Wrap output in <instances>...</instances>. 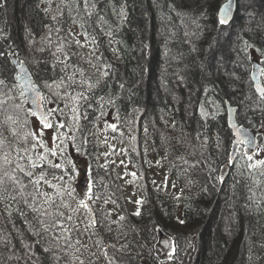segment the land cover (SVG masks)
Segmentation results:
<instances>
[{
  "label": "trees",
  "instance_id": "trees-1",
  "mask_svg": "<svg viewBox=\"0 0 264 264\" xmlns=\"http://www.w3.org/2000/svg\"><path fill=\"white\" fill-rule=\"evenodd\" d=\"M112 2L117 9L123 4L127 15L115 33L119 44L110 43L93 23L100 52L116 69L115 77L107 82L109 87L101 84L96 92L105 94L111 90L115 93L119 83H125V90L117 101L118 118L116 108L106 107V114L100 116L95 100L91 101L92 107L85 104L82 111L86 118H79V131L75 135L77 143L85 142L87 155H77L71 148L68 153L79 164L81 161L91 164L97 179L102 182V193L107 192L111 199L121 197L122 178L109 162H104L105 156L99 151L102 142L100 125L102 122L115 124V131L109 128L115 136L125 140L131 137L130 148L137 154L134 162L147 170L149 154L155 155L181 188L182 195L181 202L177 203L171 193L149 185L143 177L142 182L147 186L141 199L140 216L128 214L124 209L121 213L112 211L113 220L121 214L126 217L121 222L125 235L116 242L114 233H104V238L117 243V247L129 242L128 248L123 253L109 249V254L115 255L122 264H264V247L261 246L264 245V175L261 174L264 167L250 170L247 167L250 162L242 155L231 165L228 159L231 131L225 106L229 101L237 108L238 120L243 126L264 133V101L258 99L250 79L253 67L242 73L246 83L236 82L230 76L232 72L241 73L240 68L234 67L236 50L241 46L240 37L264 46V0H239L232 27L226 32L220 29L215 18L224 0ZM58 3L59 0H54L53 12L45 15L47 4L40 0H0V53L3 54L0 55V71L10 80L9 71L3 70L12 69L13 58H17L29 66L45 95H48V89L43 87V80L54 75L58 78L60 73L58 69L55 73L51 69L50 50H40L43 46L41 37L47 34L44 25L52 23L50 16ZM204 8H207L209 18L197 19ZM98 10L113 26L118 23L117 17L112 15L109 0H100ZM64 27L79 31L66 14ZM113 48H118V52L114 53ZM81 66L88 68L83 62ZM205 88L208 89L207 96ZM233 88L239 91L234 92ZM246 96L252 99H246ZM209 99L225 103L221 104L219 115L202 118L199 105ZM46 106L51 107V104ZM205 109L211 112L207 103ZM9 111L14 110L10 108ZM63 111L64 119L75 129L72 113L68 108ZM19 115L24 117L23 112ZM23 119L17 125H11V122L0 125V131L10 145L24 147L19 138L27 130ZM35 120L29 117L27 127L35 130ZM11 127L17 128L19 135L16 138L9 131ZM226 164L227 170L224 169ZM80 176L74 182L76 188H81L84 182L81 179L77 185ZM95 207L99 211L104 206L98 202ZM3 211V205H0V212ZM179 220L185 223L180 224ZM14 224L17 229L25 228L23 219L15 213L11 220L6 216L0 218V231L12 234L16 255L22 258L8 260L11 253L0 247V264H26V261L32 264L20 246ZM113 227L115 230L116 226ZM157 228L161 231L157 232ZM161 234L174 240L172 259L161 257ZM75 235L89 245L91 251H97L92 240H86L79 232ZM25 239L35 240L27 232ZM47 255L37 246L32 260L35 264H52L50 256L45 258ZM84 258L87 264L90 259L87 252H84ZM96 264H105L102 256Z\"/></svg>",
  "mask_w": 264,
  "mask_h": 264
},
{
  "label": "snow or ice",
  "instance_id": "snow-or-ice-1",
  "mask_svg": "<svg viewBox=\"0 0 264 264\" xmlns=\"http://www.w3.org/2000/svg\"><path fill=\"white\" fill-rule=\"evenodd\" d=\"M40 2L47 4L44 9L45 15L53 12L54 0H40ZM99 3L100 0H59L54 14L50 16L52 23L44 25L47 34L41 37L43 46L40 50H50L53 57L51 69L54 73L58 69L60 73L58 78L54 75L43 80V87L48 89V95L41 93V89L22 61H17L20 66L19 71L15 66L3 70L9 71L10 80L3 77V72L0 71V116H3L0 125L7 122H11V125L19 124V113L23 112V126L27 128L23 135L19 136L24 144L23 148L19 145H10L7 137L0 131V205H3L4 209L0 212V218L6 216L11 220L15 213L23 219L25 225L23 230L15 228V224L13 228L20 246L25 250V255L32 264H35L32 257L36 256L37 246L48 254L46 259L51 257L52 264H86L84 252H87L90 258L87 264H96L101 256L105 264H122L115 255L109 254V249L123 253L128 248L127 241L117 247V243L104 238V233H114L115 241L119 242L121 236L125 235L122 232L121 222L125 221L126 217L121 214L113 220L112 210L106 207L109 203L118 206V200H112L107 192L100 191L102 182L97 179L91 164L81 169L79 163L68 153V149L71 148L77 155H87L84 151L85 142L77 143L75 135V132L79 131V118H86V114L82 111L83 106L87 104L88 107H92L91 101L95 100L100 116L106 114L104 109L107 107L116 108L118 118L117 101L120 99V93L125 90V83L121 82L118 86L119 90L115 93L111 90L105 94L96 92L101 84L106 88L109 87L107 82L115 77L116 69L100 52V43L93 23L110 43L119 44L115 39V33L119 31L127 15L123 4L117 9L115 3L109 0L112 15L118 20L113 26L98 10ZM238 6L239 0H224L220 4L215 18L222 31L226 32L232 27ZM65 14L79 31L73 32L70 27H64ZM208 18L207 8L201 10L197 17V19ZM197 26L199 27V24ZM80 37H83V40ZM240 39L241 46L236 50L237 59L234 67L240 68L241 73L232 72L231 78L240 83L248 82L243 80L242 73L247 72L249 67L256 68L258 75L264 77V46H258L243 37ZM84 49H87V52ZM112 51L117 53L118 48H113ZM12 55L15 56V53ZM81 62L87 64L88 68L82 67ZM255 78L256 73L250 77V79ZM255 90L258 99L264 101V87L259 82L256 83ZM233 91L239 89L233 88ZM204 94L207 96V88ZM246 99L251 100L252 97L246 96ZM10 101L12 104H9ZM29 103L31 107H26ZM206 103L211 106V112L205 109ZM224 103L223 101L216 103L211 99L201 101L199 114L202 118L210 114L215 117L220 114L221 104ZM48 104L55 106L47 107ZM225 106L228 109L227 122L231 131L230 147L234 150L228 156L229 161L242 155L250 162L247 165L250 170L264 167V158L254 159L253 153L258 155L261 150L256 139L238 119L233 118L232 113L236 110L230 108V102ZM10 108L14 111L10 112ZM64 108H68L72 113V121L76 123L75 129L72 123L64 119ZM236 116H239L238 111ZM29 117H34L38 121L37 130L27 127ZM105 127L113 131L117 129L115 124L107 122ZM9 131L14 138L19 135L16 127L9 128ZM46 131L52 133L51 147L43 139ZM105 155L107 156V153ZM81 171L84 173V185L82 193L77 196L74 182ZM131 175L136 178L135 172ZM251 199L250 196L249 200ZM97 202L104 206L99 211L95 207ZM136 203L140 205L143 201L138 200ZM257 208H260L259 204ZM81 212L85 214L83 221L78 220ZM140 214L138 207L133 215L140 216ZM179 223L184 224L185 221L179 220ZM81 224H83V234L92 240L96 252L91 251L89 245L75 235L80 231ZM113 226H116L115 230ZM156 231L161 230L157 228ZM25 232L35 240L33 242L26 240ZM159 244L162 249H169L166 254L172 259L175 251L173 238L164 237L159 240ZM0 247L7 248L11 253L7 257L8 260L22 258L16 255V245L10 232L0 231Z\"/></svg>",
  "mask_w": 264,
  "mask_h": 264
},
{
  "label": "rangeland",
  "instance_id": "rangeland-1",
  "mask_svg": "<svg viewBox=\"0 0 264 264\" xmlns=\"http://www.w3.org/2000/svg\"><path fill=\"white\" fill-rule=\"evenodd\" d=\"M222 58V55H220L219 60L221 59L220 61H222ZM54 106V104H51V107ZM19 118L22 119L24 117L19 115ZM35 121V130H37L38 121ZM105 125L106 124H103V122L100 125V135L102 136V142L99 151L103 156H105L104 162H109L113 166L111 168H114L115 172H117L118 175H120L122 178V195L119 198H112L113 200H118V206L109 203L108 208L113 212L116 211L120 213L122 212V209H124L128 214H133L134 212H136L138 207L140 209L141 204L137 205L136 201L141 200L144 197L143 191L147 186L144 181L142 182L143 177L147 179L149 185L160 187L163 190L168 191L172 194L174 201L180 203V198L182 195L181 188L170 175L169 171L159 163V159L155 155L149 154L150 161L147 164V170H142L141 166H139V163L137 161L134 162V160L137 159V154L136 150L134 152V150L132 151V149L130 148V144L132 142L131 137L126 138L127 140L119 138L115 136L109 128L106 129ZM51 135L52 133L50 131H46L43 137V139L48 142L49 147H51ZM261 140V150L259 151L258 155L254 156V159L264 158V134L262 135ZM106 153L107 156L105 155ZM85 163H87V161L80 162L79 165L81 166V168H84L86 166ZM133 172L136 173L135 179L131 175V173ZM81 179L83 180V174H81L80 178L78 179L77 185L81 182ZM173 185L175 186L173 187ZM82 190V188H76V195L79 196L82 193ZM177 196H179L180 198L176 199ZM96 204L98 205V202ZM73 206H75V202H73ZM84 219L85 214L81 212L78 220L83 221ZM79 233L86 240H89L88 236L86 234H83V224H81ZM160 247L162 249L161 245ZM167 252L168 251L162 249L161 257L167 258ZM143 264L151 263L144 262Z\"/></svg>",
  "mask_w": 264,
  "mask_h": 264
},
{
  "label": "water",
  "instance_id": "water-1",
  "mask_svg": "<svg viewBox=\"0 0 264 264\" xmlns=\"http://www.w3.org/2000/svg\"><path fill=\"white\" fill-rule=\"evenodd\" d=\"M236 14H237V12H236ZM236 14H235V16H236ZM17 61H19L17 58H13L14 66H15L16 70L19 71V70H20V66H19V64L17 63ZM23 64H24V66L30 71V73L32 74V71H31V69L29 68V66H28L26 63H24V62H23ZM254 73H256V78H255V79H252L253 84H254V88H255V85H256L257 82H259V83L261 84V86L264 87L263 77H260V76L258 75L256 68H253L252 75H253ZM32 78L34 79L33 74H32ZM34 80H35V79H34ZM37 85H38V84H37ZM38 87L41 89V93H42L43 95H45V94H44V91L42 90V88H41L39 85H38ZM228 102H229V101H227L226 104H227ZM29 106L31 107V104H30V103H29ZM230 108L233 109V110L238 111L237 108L234 107L231 103H230ZM236 111H234V112L232 113L234 119H238V117L236 116ZM227 120H228V109H227ZM227 125H228V122H227ZM244 127H245V126H244ZM228 128H229V126H228ZM245 128H246V127H245ZM246 129H248V128H246ZM229 130H230V128H229ZM248 131H249V134L252 135V136L256 139L257 145L260 147V139H261L262 135L264 134L263 131H262V130L253 131V130H251V129H248ZM233 151H234V150L231 148V152H230V154L233 153ZM254 154H255V153H253V155H254ZM237 157H238V156L234 157V159L231 161V165L235 163ZM224 169H225V170L228 169V164H226V165L224 166ZM83 185H84V182L81 184L80 187L83 188ZM161 237H162V239H163V238L165 237V235H164V234H161ZM164 250H165V251H168L169 249H164Z\"/></svg>",
  "mask_w": 264,
  "mask_h": 264
},
{
  "label": "flooded vegetation",
  "instance_id": "flooded-vegetation-1",
  "mask_svg": "<svg viewBox=\"0 0 264 264\" xmlns=\"http://www.w3.org/2000/svg\"><path fill=\"white\" fill-rule=\"evenodd\" d=\"M261 142H262V140L260 139V144H261ZM255 156V155H254ZM80 168H81V166H80ZM81 169H83V168H81ZM81 174H83V171H81ZM83 191V190H82Z\"/></svg>",
  "mask_w": 264,
  "mask_h": 264
}]
</instances>
